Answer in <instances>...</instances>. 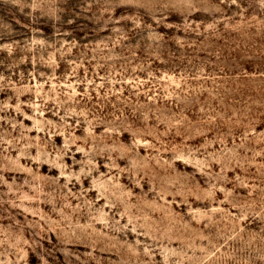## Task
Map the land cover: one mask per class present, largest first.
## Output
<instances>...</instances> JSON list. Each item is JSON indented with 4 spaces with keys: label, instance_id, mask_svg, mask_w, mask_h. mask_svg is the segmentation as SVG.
<instances>
[{
    "label": "rangeland",
    "instance_id": "rangeland-1",
    "mask_svg": "<svg viewBox=\"0 0 264 264\" xmlns=\"http://www.w3.org/2000/svg\"><path fill=\"white\" fill-rule=\"evenodd\" d=\"M0 264H264V0H0Z\"/></svg>",
    "mask_w": 264,
    "mask_h": 264
}]
</instances>
